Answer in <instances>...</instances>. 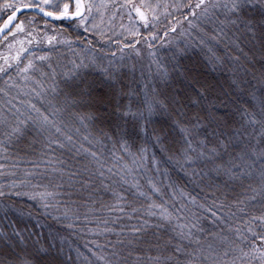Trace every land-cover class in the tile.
Wrapping results in <instances>:
<instances>
[{
	"label": "snow or ice",
	"instance_id": "obj_1",
	"mask_svg": "<svg viewBox=\"0 0 264 264\" xmlns=\"http://www.w3.org/2000/svg\"><path fill=\"white\" fill-rule=\"evenodd\" d=\"M158 7L150 0H140V3L136 0H123V3L116 0H101L100 3L96 0H3L0 3V10H7L6 15H0V38L8 42L9 50H15V54L10 51V55L4 57L5 63L0 65V73L7 77L0 92L10 96L12 88L20 91L28 88L30 91H25V95L35 94L47 103V108H40L29 100L27 110L21 111L12 98L7 99L5 104L10 106L8 112L12 119L0 117V135L3 136L0 150L7 152L4 142L19 140L33 129L48 134L47 147L52 144L63 147V143L52 139L51 134L54 130L65 135L67 141L73 140L71 135L62 132L60 125L65 119L75 118L81 122L87 119L95 124L101 114H111L115 118L114 124L107 131L101 129L100 135L111 140L114 147L120 145L121 151L131 158L125 161L120 152L114 151L112 163H108L101 152L87 148L84 151L91 159L80 171L57 167L63 164L59 159L49 160L46 183H33L28 179L32 173L26 172L24 179L8 181L7 190L0 185V198L5 201L0 204V210L5 213L4 219H8L9 212H20L11 198L28 197L38 201L46 212L63 207L65 210L60 215L68 221L70 228L75 227L72 220L80 217L74 213L69 215L68 205L58 199L60 189L65 184L72 187L77 182L85 187L94 182L93 177L100 178L103 184L107 172L119 177V181L113 183L132 184L140 196L147 197L150 202L146 207L141 206L147 215L174 223L176 237L186 241L187 245L176 243L169 251L171 239L155 243L146 240L143 234L151 221L144 220L140 226L121 228L116 244H108L112 251L105 252L104 247L97 244L92 254L103 264H264V0H196L194 4L171 5L189 9L183 17L187 27L181 25V35H194L197 45L209 52L216 45H224L225 56L212 52L209 63L214 70L231 71L227 87L209 81L195 67L181 63L189 47L187 42L184 47L176 46L169 62L157 58L154 41L171 43L164 37L169 31L176 32L177 25L181 24L176 20L170 27L166 26L162 36L158 35ZM167 8L165 5L164 10ZM117 9L126 10L128 20L132 22L120 33L124 38L133 37L129 43H124L123 39L113 40L97 23V16L103 23V12L111 10L114 16ZM37 16L44 28L37 27ZM188 16L192 18L188 19ZM64 20L68 21L69 27L94 32L100 40L120 47L110 55L98 56L92 50L95 45L88 39L85 44L92 48L79 49L80 55L68 62L70 67L58 65V72L50 61L47 64L50 71L45 72L35 61L49 60L57 51L56 45L64 44L72 50V40L65 35V26L53 23ZM141 27L146 33L140 31ZM145 34L148 39H144V44L151 58L148 68L152 72L155 64L158 86L145 83L141 93L131 86L132 81L125 83L128 74L123 69L134 70L135 65L124 64V49L130 48L140 56L141 48L136 45ZM26 44L32 47H26ZM44 44L51 48L39 53L34 50ZM116 52L121 53L119 58ZM10 60L16 61L17 74H23L21 80L34 81L39 90L27 83L13 81L9 84L12 81L8 72L12 67ZM34 74L47 77V82L36 79ZM241 93H246L249 99L244 100ZM83 108L88 111L82 113ZM101 108L103 113H100ZM161 116L167 117L165 123L159 122ZM97 143L103 145V140ZM133 145H136L135 152ZM157 151L167 156V162L194 179H208L212 199L210 204L200 203L199 207L209 214L208 219L213 225L217 222L225 225L227 233L224 229L206 230L202 224L204 214L197 216L186 204L169 210L153 200L149 193L141 191L134 169L151 159L157 165L156 171H160ZM4 167L0 164V169ZM3 175L0 172V176ZM213 180L215 183L211 182ZM149 183L153 191H161L151 180ZM237 187L242 190V195L230 198L228 190L234 191ZM221 188L224 191L217 197L216 192ZM179 192L181 197L196 204L194 196L182 188ZM111 194L114 205L109 206V211H119L129 217L139 211L136 206L125 207L133 202L127 200L122 191L112 188ZM182 210L187 211V215ZM103 223L107 225L108 221ZM103 231L115 230L105 227ZM125 232L130 235L122 238ZM203 233L213 239L207 240V236L202 237ZM63 244L58 234L50 233L48 238L41 239L40 236L33 238L32 233L26 234L25 229L15 226L10 230L0 228V264H65L61 258ZM141 244L148 249L155 248L156 255L150 251L142 253Z\"/></svg>",
	"mask_w": 264,
	"mask_h": 264
},
{
	"label": "trees",
	"instance_id": "obj_2",
	"mask_svg": "<svg viewBox=\"0 0 264 264\" xmlns=\"http://www.w3.org/2000/svg\"><path fill=\"white\" fill-rule=\"evenodd\" d=\"M165 5H168L167 11L164 13L162 9V17L158 20L156 25L157 34L162 36L166 26H171L180 20L187 22L183 17L187 15L189 11L188 8H173L172 4L182 3L194 4L196 0H163ZM0 3H3V0H0ZM7 10H0V15H6ZM122 19L117 21H122V24L119 25V30H122L123 33L129 24H127V16L121 15ZM124 16V17H123ZM133 16H135L133 14ZM192 17L188 16V19ZM37 27L44 28L43 23H39V16L36 17ZM106 22L110 21L107 17ZM116 21V22H117ZM137 22V21H133ZM56 24H63L67 29L65 35L70 36L72 40V50H69L67 45L60 44L56 45L57 51L53 52L49 60L46 61H35L36 63L44 67L45 72H49L50 69L47 68V64L51 61L53 67L57 68V71H60L59 66L68 65L71 66L68 62L80 55L79 49L88 47L92 48V45H95V48L92 49L98 56L110 55L111 52L116 51L120 45L111 43L110 41L100 40L96 37L95 33H85L83 29H74L68 26V22L64 21H53ZM132 23V22H131ZM138 23V22H137ZM124 25L125 27H121ZM51 28V25L48 26ZM105 33L107 36H111L113 40L123 39L124 43H129L133 40V37L127 36V38L122 37L120 34H117L119 30L116 29V34L111 32L112 29L110 26L106 25ZM142 33H146V30L141 27ZM176 32L178 29L176 27ZM176 32L169 31L168 35H173ZM35 34V33H34ZM43 35V33H41ZM79 36L80 39L77 40L76 37ZM167 37H164L166 39ZM11 37H9L10 41ZM91 39L92 45H86L85 41ZM144 39H148L147 35L140 39V43L136 45L143 46V49L146 50V53L143 54L142 58L133 57L131 54L130 48L124 49V64L125 65H135V69L131 70L129 68H124L123 71L127 73L128 81H132V87L136 88L138 92H143L145 83L150 86H158V82L155 80V64L152 65V72L149 71L148 65L151 58L148 56V48L144 44ZM7 41H0V48ZM184 42L189 44V47L186 51V54L183 56L181 63L188 67H195L198 73L205 76L209 81L214 83L223 84L227 87L230 83L232 73L228 69H213L209 63L211 59L212 52L217 56H225V48L223 44H219L213 47L212 52L207 51V49L202 50L196 43L195 36H186L184 40L177 41L174 45L165 46L164 43L160 41H154V48L157 52V58L162 62H169L171 60L172 53L175 51L176 46L179 44L180 47H184ZM8 43V42H7ZM110 45V47H109ZM26 47H32L25 45ZM51 48L50 45L44 44L41 48L34 49L38 53L41 51H47ZM105 49L104 52H101L100 49ZM6 52V51H5ZM7 53V52H6ZM11 54H15V50L11 51ZM87 53H85L86 55ZM10 55V52L8 53ZM121 55L120 52H116V57L119 58ZM5 62L0 61V65H3ZM9 63L12 65L8 69L9 75L12 77V81H9L11 84L13 81L16 83L24 84L27 83L31 87L38 86L34 81L24 82L21 80L22 73L17 74L15 70L16 61L10 60ZM59 65V66H58ZM23 67V65H21ZM259 64H257V68ZM143 72V76L141 75ZM36 79L41 80L42 82H47V77H41L39 74H34ZM94 75H99L94 73ZM59 78V77H58ZM7 77L4 74L0 73V87H5V80ZM251 80V77H247ZM253 83H255L253 81ZM259 88V85H257ZM25 91H30V89L25 88L23 91H20L16 88L10 90L11 95L5 96L3 92H0V117H7L9 120L12 119V114L8 112V107L6 106L5 101L12 98L13 104L21 108V111H26L27 101L31 100L32 103L36 104L37 107L47 108L46 101H42L35 94L25 95ZM259 94V93H258ZM244 100H248L249 97L246 93H241ZM82 113L87 112V108L80 110ZM104 109H100V113H103ZM167 117H159L160 123H165ZM115 118L109 115L101 114L96 120L95 124L90 123L87 119L81 122L78 119L72 118L70 121L65 119V123L61 124V129L63 133L71 135L73 137L72 141H67L65 135L61 133H55L54 130L51 134L52 139H59L63 143V147L59 145L52 144L51 147H47L49 144L48 134L38 133L37 130H31L26 136L22 137L19 140H13L11 143L4 142V147L8 149L7 152L0 150V164L5 165L3 169H0V172H3L4 175L0 176V185H4L5 190L8 188V181L10 180H21L25 178L26 172H31L32 175L28 179L32 180L33 183H46L48 180L47 173L50 171V168L47 166L49 160L59 159L63 161L62 165H56L57 167L63 166L68 169L80 171L84 164L87 163L91 158L84 151V149L91 148L93 151L101 152L105 160L108 163H112L111 153L114 151L120 152L124 156L125 161H130L125 153L121 151L120 145H115L111 140L100 135L101 129L105 131L109 130L111 125L114 124ZM78 129V131H77ZM87 137V139H85ZM98 140H103V145L97 143ZM0 141H3V136L0 135ZM83 145V148H81ZM132 151H136V145L132 146ZM159 163L160 171H156L157 165L154 164L151 159L145 161L142 166L134 169L136 176L135 179L138 181L141 191L149 193L151 198L157 203L163 204L165 207L172 210L173 208H179L180 205L186 204L187 209L194 212L197 216L204 214L202 219V224L208 231H217L218 229H224L227 233V228L225 225L217 222L216 225H213L208 219V213L205 212L203 208L199 207L200 203L210 204L212 199V194L209 191L207 185L209 183L208 179L200 181L194 179L186 172L181 171L174 164L167 162V156L163 153L157 151L156 153ZM34 165H39V167H34ZM15 173V175H11ZM41 174H44L43 177ZM83 175L87 176L86 173ZM131 179V177H129ZM94 182L85 187H81L77 182L72 187H69L67 184L60 189V195L58 199L62 204H67L70 210L69 215L73 213L78 215L79 219H73L72 223L75 227H69L68 221L65 220L63 216L60 215L65 209L63 207L59 209H49L47 212L40 206L39 202L32 200L28 197L17 198L13 196L12 202L15 204V207L20 209V212L11 211L8 213V219H4L5 213L3 210H0V228H7L10 230L12 226L17 228L25 229L26 234L32 233L33 238L35 236H40L41 239L48 238L50 233L58 234L59 238H62L64 241L63 244V253L61 258L65 260V264H103L102 261H98L97 257L92 253L96 250L97 244L104 247L105 252H110L113 249L108 247V244H116L117 233L121 228H128L132 225L140 226L143 224L144 220L151 221L150 225L146 229L144 238L153 243L160 241H166L171 239L172 244L169 245V251L176 243H184L187 245L186 241H179V238L176 237L175 232L173 231L174 223L169 224L163 221L159 216H149L145 212L144 207L150 202L147 197L140 196L136 192V188L132 184H125L123 182L113 183V181H119V177L114 174H109L106 172L105 177L103 178V184L101 183L100 178L93 177ZM152 181L158 188L160 192L153 191L149 181ZM215 183V180L211 181ZM109 185L110 187H105ZM115 188L124 193V196L127 200L132 201V205H125L126 208L131 206H136L139 208V211L134 213L131 217L121 213L119 211H109V206L114 205L112 199L111 189ZM183 189L184 192L194 196L196 198V204H192L187 197H181L179 192L180 189ZM224 191L223 188L220 191L216 192V196H221V193ZM173 192H176V196H173ZM228 195L230 198L233 196L239 197L242 195V190L237 187L234 191L228 190ZM5 201L3 198H0V204H3ZM155 211H159L156 209ZM184 211V214L187 215V211ZM23 213V215H21ZM85 216L87 219H85ZM103 221H108L107 225ZM14 222V223H13ZM108 227L114 229L115 231L105 232L103 229ZM95 230V231H93ZM130 234L125 232L122 234V238H126ZM207 236V233L201 234ZM229 235H231L229 233ZM211 236H207V240H212ZM259 243V241H257ZM87 245V247H86ZM140 251L143 253L145 251H150L153 256L156 255L157 250L155 248L148 249L146 245L141 244L139 246ZM78 250V251H77ZM87 257V259H85Z\"/></svg>",
	"mask_w": 264,
	"mask_h": 264
},
{
	"label": "rangeland",
	"instance_id": "obj_3",
	"mask_svg": "<svg viewBox=\"0 0 264 264\" xmlns=\"http://www.w3.org/2000/svg\"><path fill=\"white\" fill-rule=\"evenodd\" d=\"M100 2H101V0H96V3H100ZM116 2L117 3H123V0H116ZM136 3H140V0H136ZM150 3H152L153 5H159V7L157 8V14L159 16V19L158 20H160L161 17L165 13V10H164V13L162 11V9H164V6H165V1H163V0H150ZM101 11L103 12V10H101ZM162 13H163V15H162ZM133 14L135 15V13H133ZM121 15H124V16L126 15L127 18H128V13L124 9H117V10H115V15L114 16L112 15V11L109 10L107 12H103V16H102L103 23H101V17L100 16H97V23L99 24V26L102 29H105L106 25L110 26V28L112 29L111 32H114L116 34V29L119 30V25L122 24V21L121 22L120 21H117V20L122 19V16ZM107 17L110 19V21H108V22L105 21V19ZM127 22H128L127 24L131 23L129 20H127ZM180 22H181V24L180 25H177L178 32H176L173 35H168L167 36L166 39L170 40L171 43L165 44V46L174 45L177 41L184 40L185 37L188 36V35H181L180 34L181 33V25L184 26V27H187V22L186 23L183 22V21H180ZM123 31L125 32V30H123ZM140 31H141V28H140ZM117 32H118L117 34H120L122 32V30H119ZM87 33H94V32H87ZM139 48H141L142 54L140 56H136L135 53L131 51V54H132L133 57L142 58L143 57V54L146 53V50L143 49V46L142 45L139 46ZM10 51H12V50H9L7 48V42H6L2 46V48H0V61L5 62L4 61V57H8L9 56L8 53Z\"/></svg>",
	"mask_w": 264,
	"mask_h": 264
},
{
	"label": "water",
	"instance_id": "obj_4",
	"mask_svg": "<svg viewBox=\"0 0 264 264\" xmlns=\"http://www.w3.org/2000/svg\"><path fill=\"white\" fill-rule=\"evenodd\" d=\"M57 22H59V21H57ZM64 22H68V21H66V20H64ZM2 40V38H0V41Z\"/></svg>",
	"mask_w": 264,
	"mask_h": 264
}]
</instances>
